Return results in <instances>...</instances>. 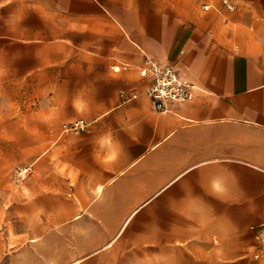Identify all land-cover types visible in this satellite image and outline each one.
Listing matches in <instances>:
<instances>
[{"label":"rangeland","instance_id":"374dc122","mask_svg":"<svg viewBox=\"0 0 264 264\" xmlns=\"http://www.w3.org/2000/svg\"><path fill=\"white\" fill-rule=\"evenodd\" d=\"M206 4L213 0L201 2V13H220ZM7 13L22 11L0 7V264H65L111 240L132 208L162 184L135 167L123 182L109 181L156 139L148 117L173 115L180 124L203 125V143L199 128L192 135L195 161L215 146L219 119L212 116L219 100L203 92L207 99L198 107L208 118L200 121L159 112L138 64L83 52L69 38L42 36L50 31L30 9L25 22L7 21ZM232 25L238 35L252 34L250 27ZM163 63L182 71L177 61ZM239 130L259 144L254 152L263 157L264 130ZM112 150L115 160L108 159ZM99 183H119L123 193L107 187L98 195ZM263 222L264 172L206 164L159 194L111 247L81 264H254L264 260L254 255L253 228Z\"/></svg>","mask_w":264,"mask_h":264},{"label":"crops","instance_id":"0c3cea01","mask_svg":"<svg viewBox=\"0 0 264 264\" xmlns=\"http://www.w3.org/2000/svg\"><path fill=\"white\" fill-rule=\"evenodd\" d=\"M202 1L0 0V7H7L8 11L17 7L22 11L17 15L7 13V21H27L30 18L27 10L30 9L44 23L45 30L50 31L42 36L69 38L72 44L85 48L83 52L109 57L122 55L140 68L147 55L155 60L158 58L161 63L177 61L183 69L179 70L182 76L193 85L194 79L188 77L184 69L195 67L202 89H193L190 100L174 103L168 113L192 121L204 120L208 118V111L198 107L202 100L207 99L203 92L217 95L219 101L212 117L219 119L215 124L218 134L214 147L198 153V157L203 158L194 161L189 153L196 129L199 128V143L204 142V137H201L203 125L197 128L195 123L180 124L173 115L159 119L150 115L148 120L156 129V139L143 154L111 175L110 183H115L117 178L135 167L137 174L145 173V179L162 183L154 187V193L184 168L209 155L242 156L264 164V156L254 152L259 144L239 130L240 125L264 130V0H228V3L213 0L220 13L209 11L204 14L199 10ZM213 4L204 5L205 9ZM229 5L234 8H229ZM232 23L240 24L244 30L250 27L252 34L247 31L236 34L235 26H229ZM129 73L127 75L131 77ZM134 81L140 82V78L135 77ZM145 82L148 87L150 79L146 78ZM182 109L189 115L184 116ZM158 141L159 144L152 147ZM165 150L167 152L162 155ZM134 172L130 171V175ZM120 187L119 183L112 186L106 183L105 191L114 193ZM92 213L96 215L97 212Z\"/></svg>","mask_w":264,"mask_h":264},{"label":"built area","instance_id":"2783aa9c","mask_svg":"<svg viewBox=\"0 0 264 264\" xmlns=\"http://www.w3.org/2000/svg\"><path fill=\"white\" fill-rule=\"evenodd\" d=\"M225 2L228 3V0ZM140 73L150 79L146 91L153 107L159 112L168 113L172 111L174 103L186 102L193 95V83L185 79L174 64L161 63L147 55ZM132 97H137V94L134 93ZM255 240L254 255L260 257L264 254V222L255 227Z\"/></svg>","mask_w":264,"mask_h":264},{"label":"bare ground","instance_id":"6f19581e","mask_svg":"<svg viewBox=\"0 0 264 264\" xmlns=\"http://www.w3.org/2000/svg\"><path fill=\"white\" fill-rule=\"evenodd\" d=\"M156 61L161 62V60H159L158 58L156 59ZM116 67H117V70L120 69V67H118V66H116ZM181 70L183 71L182 68H181ZM184 72H186V75H188V77L194 79V81H195L194 89H202V85L200 84V81L197 78V69L195 67H193V68L190 67L188 70L184 69ZM140 102H143V100L141 99ZM168 135H170V134H168ZM158 144H159V141L154 143L152 147H156ZM220 162H235V163H239V164H244V165H247L251 168H254V169H257V170L264 172V164L261 161H256V160L246 158V157H242V156L216 155V156L207 157V158H204L202 160L196 161V162L192 163L190 166L184 168L178 175H176L170 181L164 183L163 186H160V188H158L156 191H154V193H152L150 198H147L142 203H138L136 206H134L132 208V210L128 213V215H127L126 219L124 220V222H123L120 230L118 231V233L111 240H109L105 244H102L100 247L94 248V249L86 252L85 254L74 258L73 260H71L70 262L65 263V264H81V263L85 262L87 259L97 255L101 251L111 247L118 240V238L128 229L129 225L131 224L132 220L137 215V213L143 207H145L151 201H153L159 194H161L163 191H165L177 179L184 176L186 173H188L192 169H195V168L202 166L204 164L220 163ZM105 188H106V183H99L96 187V193L98 195H102L105 192ZM81 216H82V214L78 213V214H76L75 218H80ZM33 240L38 241L39 238H33ZM254 264H264V260L263 261H256Z\"/></svg>","mask_w":264,"mask_h":264},{"label":"clouds","instance_id":"9594fccd","mask_svg":"<svg viewBox=\"0 0 264 264\" xmlns=\"http://www.w3.org/2000/svg\"><path fill=\"white\" fill-rule=\"evenodd\" d=\"M117 155H118L117 151L116 150H112L110 152V154L108 155V159L109 160H115L117 158Z\"/></svg>","mask_w":264,"mask_h":264}]
</instances>
